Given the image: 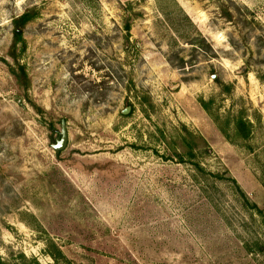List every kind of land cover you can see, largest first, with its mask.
<instances>
[{"label":"rangeland","instance_id":"rangeland-1","mask_svg":"<svg viewBox=\"0 0 264 264\" xmlns=\"http://www.w3.org/2000/svg\"><path fill=\"white\" fill-rule=\"evenodd\" d=\"M0 264H264V0H0Z\"/></svg>","mask_w":264,"mask_h":264},{"label":"water","instance_id":"water-1","mask_svg":"<svg viewBox=\"0 0 264 264\" xmlns=\"http://www.w3.org/2000/svg\"><path fill=\"white\" fill-rule=\"evenodd\" d=\"M130 107L125 108L122 114H128ZM68 145V132L65 120L60 121V130L58 136L55 138L54 143L51 144V148L55 153H60L67 148Z\"/></svg>","mask_w":264,"mask_h":264},{"label":"trees","instance_id":"trees-1","mask_svg":"<svg viewBox=\"0 0 264 264\" xmlns=\"http://www.w3.org/2000/svg\"><path fill=\"white\" fill-rule=\"evenodd\" d=\"M29 19V17H27V16H24V17H21V19H20V23H25L27 20ZM21 35V33H20V31L19 30H15L14 31V36H16V37H19ZM57 154H59V153H56V155Z\"/></svg>","mask_w":264,"mask_h":264}]
</instances>
